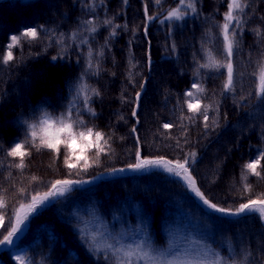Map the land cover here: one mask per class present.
Instances as JSON below:
<instances>
[{"label":"trees","instance_id":"16d2710c","mask_svg":"<svg viewBox=\"0 0 264 264\" xmlns=\"http://www.w3.org/2000/svg\"><path fill=\"white\" fill-rule=\"evenodd\" d=\"M145 3L147 15L154 17L150 21ZM187 3L0 0V192L5 218L12 217L19 203L48 191L51 182L73 179L82 183L70 191H89L84 194L93 200L94 219L66 220L57 210V197L51 198L30 215L11 247L0 245V264H20L18 256L25 264H118L127 253H141L145 247L197 251L209 261L219 257L221 264L264 263V223L253 212H235L250 199H264V95H257L254 76L264 60V0H246L242 11L234 10L241 26L233 89L227 92L226 70L203 65L213 56L225 59L220 26L230 0H197L195 12ZM177 8L182 18L166 20ZM33 27L39 37L22 38L12 48L13 60L4 64L11 37ZM193 84L204 91L196 92ZM189 91L195 96L188 97ZM85 99H90L88 106ZM196 102L202 110L211 106L207 127L202 113L188 111L187 104ZM69 109L87 128L101 130L114 154V162H104L89 176L68 169L65 145L58 158L52 150L37 149L43 136L39 127L35 144L26 142L24 121L38 123L46 111L53 120L64 114L71 122ZM165 123L173 127L164 129ZM55 126L58 121L53 131ZM73 130L86 128L74 124ZM18 142L28 153L23 168L17 167L19 157L7 154ZM138 150L141 157L174 163L193 153L191 172L198 187L212 203L232 212L212 210L194 195H179L178 182L159 169L135 178L124 169L137 162ZM256 160L260 176L245 168ZM103 231V238L114 239L125 254L103 251L101 239L99 250L91 244L90 237Z\"/></svg>","mask_w":264,"mask_h":264},{"label":"snow or ice","instance_id":"6c2138e0","mask_svg":"<svg viewBox=\"0 0 264 264\" xmlns=\"http://www.w3.org/2000/svg\"><path fill=\"white\" fill-rule=\"evenodd\" d=\"M196 2L197 0H188L187 7L191 9V11L195 12L196 10ZM155 3L159 4L160 0H155ZM180 5L185 4V0H179ZM246 6V0L244 4L238 2V0H230L228 4V11L224 15V23L221 27V36H222V47L221 51L224 56V60L216 59L214 56L210 60L209 63L203 65V67L208 68H216V69H225L226 79L223 84V89L227 91H231L233 89L234 84V72L235 66L233 63V55H234V47L236 44V36L237 29L241 26V20L238 16L234 15V10H243V7ZM144 11L147 20H152L153 16H148V6L147 3L144 5ZM186 14V13H184ZM182 18V13L180 9H173L168 12V15L165 17L166 20H179ZM110 23V21L108 22ZM145 33L147 34V28H145ZM39 37V32L37 28H27L20 35H14L11 37V43L7 45L8 51L3 55L2 61L4 64H7L9 61L13 60L12 48L18 44H20L22 38H30L32 40H36ZM57 57H52V60L55 61ZM254 76L257 77V95H264V60L261 61L257 72L254 73ZM143 87V85H141ZM193 89H196V92H203L204 89L198 85L193 84ZM92 92L95 95H99L98 90L92 89ZM186 95L190 98L195 96V93L189 91ZM139 98L140 93H136L135 101L137 107L139 106ZM85 106H88L90 103V99H85ZM210 105H204L203 110L202 106L199 102L196 103H188L187 108L188 111L192 113H202L203 119L205 121V126H208L209 116H208V108ZM91 113L94 115V110H91ZM133 116L137 115L136 110L134 109L132 112ZM67 120L71 122H66L65 115L61 114L56 120H53L51 113H47L46 111L42 115V119L38 121V123H32L24 121L23 124L26 129V142L31 141L35 144V138L37 137V128L39 127L43 136H41L39 145H37V149L40 147L52 150L55 154H57V158L59 153L61 152V145H65L68 149L72 151L75 155V159L77 161H84V165L82 166V170L86 171L88 167L91 165L88 164L87 157L84 153L90 149H97V155L105 151V148L101 146V141L104 144H107L108 141L104 139V133L101 131H94L92 128H87L84 125L82 120H78L73 118V110L69 109L67 111ZM55 130L53 131L54 125ZM79 125L86 128V131L76 132L73 130V125ZM164 129H171L173 125L171 123H165L162 125ZM132 131L135 133L136 129L133 128ZM27 132H30V137L27 136ZM66 134L67 138L62 139L61 135ZM137 143L139 144V137H137ZM76 153H79L76 155ZM11 157H19L20 163L17 165L19 168H23L25 165L23 163V158L26 154H28L24 148L23 143H15L14 147L7 153ZM264 155V154H262ZM194 154L189 153L187 157H185L182 161H173L165 160L164 158L158 159H142L139 150L136 153L137 162L131 165H128L131 169H144L148 166L152 165H162L169 173L176 175L178 178L184 182L186 187H188L197 198H199L205 206L208 208L219 211L221 213H231V209L218 207L215 203H212L208 198L205 197L204 193L200 190L197 185L196 178L192 175L191 172V163L193 162ZM259 164V160L253 161L245 165V168L250 170L251 173L256 176H260V173L257 171V166ZM68 169L77 168V164L68 163ZM113 171H116L113 169ZM122 171V170H121ZM33 179H36L33 177ZM82 183L80 180L73 179H57L54 182H51V186L48 191L43 193H36L32 195L27 203L19 204L18 208L15 209L13 216L9 217L7 221H5V200L3 198L2 192H0V229L7 230V235H3V239H0V245L4 244H12L13 238L17 237L18 234L23 230L27 220L30 215L35 213L40 209L41 206H44L47 202L50 201L51 198L62 196L65 192L69 191L73 185H77ZM19 191L24 192L25 189H20ZM245 191H250V186L245 185ZM264 195V194H261ZM258 210L262 215H264V199H250L247 203H243L239 206V208L235 209L236 213H242L245 211ZM2 235V233H0ZM133 257L136 258V262L138 264L139 261L143 260L145 264H221V259L217 257L213 261H209L206 259H197V260H164L157 261L155 258L151 257L147 252H129L126 254L125 259L119 260L118 264H133ZM17 260L20 261V264H25V261L22 257H17Z\"/></svg>","mask_w":264,"mask_h":264},{"label":"rangeland","instance_id":"374dc122","mask_svg":"<svg viewBox=\"0 0 264 264\" xmlns=\"http://www.w3.org/2000/svg\"><path fill=\"white\" fill-rule=\"evenodd\" d=\"M88 128H92L94 131H101V130H99L95 127H92V126H89ZM104 139H106L108 141L105 134H104ZM100 143H101V146L105 148L104 152L99 153V155H97L98 150L95 148H90L84 153V155L87 157L88 164L91 165L90 167L87 168L86 171L82 170V166L84 165V161H77L75 159V155L69 149V153H70L69 154V163L77 164V168L72 169L77 175L82 174V175L89 176L91 173H93L94 169L99 168V166H101V164H103L104 162H114L115 161L113 151L108 147V143L104 144L103 141H101ZM254 148H257L259 151H261V149L258 148L257 146H254ZM78 154L79 153H76V155H78ZM141 158L142 159H151V158H145V157H141ZM152 169H159L164 174L172 177L173 178L172 181H177L179 184V189L181 191V192L177 191V193H179V195H181V196L194 195L195 196V194L188 187H186V185L184 184V182H182V180L180 178H178L176 175H174L172 173H169L162 165H152V166H148L144 169H131L129 167H125L124 170L134 174L136 176L135 178H137V174L139 172L149 171ZM85 191H87V193L89 192L88 190H85V188H83V187H76V189L74 191L69 190V191L65 192L62 196H58L55 199V204L57 206V210H58L59 214L64 219L71 220V218H78L79 221H82L83 217L85 216L84 220H86L87 222H93L94 221L93 216H92L93 213L90 211V208L93 204V200L88 194H86V193L84 194ZM28 201L29 200L23 201L21 203H27ZM81 201H84V204L83 203L81 204L80 203ZM21 203H19V204H21ZM19 204L14 208V211L16 208H18ZM81 209H83L82 213H84L86 211H88V213H86V214L84 213L82 216V213L80 211ZM14 211H13V213H14ZM245 212H253V213L259 215L261 221L264 223V215H262L258 210H251V211H245ZM12 216H13V214H12ZM214 217L219 218L218 216H214ZM5 221H6V228H7L6 218H5ZM26 226H27V222H26L25 226L23 227V230L26 228ZM5 229H0V233L2 232V230H5ZM103 234H105L104 231L102 233H99V234L93 236V238L90 237L91 244L94 245L97 250L100 249L99 241L101 239L103 242L102 243V250L103 251L109 250L111 254H114L117 257L125 254V251H121L120 249H118L116 247L117 242L114 239H111V240H108L107 238L104 239ZM3 235H7V230L4 233H2V235H0V239H3ZM15 240H16V238L14 237L12 244H5L4 246L7 248L11 247L14 244ZM167 251H169V253ZM167 251H165V252L164 251H156L155 252V251H152L146 247L141 249V253L147 252V253H149V255L151 257L155 258V260H157V261H164V260L186 261V260L202 259V258H200V255L198 254L199 252H197V251L193 252L190 250V252H187L183 248L176 249V250L175 249L174 250L169 249Z\"/></svg>","mask_w":264,"mask_h":264}]
</instances>
